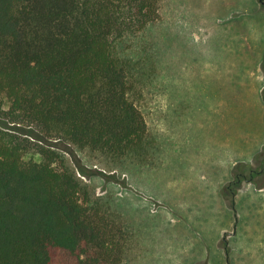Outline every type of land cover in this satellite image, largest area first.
<instances>
[{
	"label": "rangeland",
	"instance_id": "374dc122",
	"mask_svg": "<svg viewBox=\"0 0 264 264\" xmlns=\"http://www.w3.org/2000/svg\"><path fill=\"white\" fill-rule=\"evenodd\" d=\"M131 40L151 63L132 93L153 137L147 153L119 159L51 141L130 229L122 264H221L222 247L229 264H264V211L248 207L264 197V173L248 172L237 197L225 191L236 169L262 167L264 0H162L161 18Z\"/></svg>",
	"mask_w": 264,
	"mask_h": 264
},
{
	"label": "trees",
	"instance_id": "16d2710c",
	"mask_svg": "<svg viewBox=\"0 0 264 264\" xmlns=\"http://www.w3.org/2000/svg\"><path fill=\"white\" fill-rule=\"evenodd\" d=\"M161 1L0 0V264L124 261L130 229L53 140L119 159L147 153L153 137L132 93L151 63L131 36L161 18ZM256 158L262 167L236 169L226 194L264 173V150Z\"/></svg>",
	"mask_w": 264,
	"mask_h": 264
},
{
	"label": "crops",
	"instance_id": "0c3cea01",
	"mask_svg": "<svg viewBox=\"0 0 264 264\" xmlns=\"http://www.w3.org/2000/svg\"><path fill=\"white\" fill-rule=\"evenodd\" d=\"M252 74H254L255 76H256V72H252ZM261 89H260V91L262 90V87H260ZM252 163H254V162H252ZM252 163H250V165L252 164ZM263 187V186H262ZM240 188H238V190H239ZM237 190V192L234 194V197H237V195H240L241 194V192L242 191H238ZM263 201V202H262ZM234 202H235V200H233V202L231 203L232 204V207L234 208ZM248 207L252 210V211H254V210H256V211H258L259 212V214H260V212L261 211H264V197H261V196H258V198H256L255 200H251L250 201V204L248 205ZM256 213V212H255ZM238 218V217H237ZM227 229H229V228H226V229H223V232H225ZM240 229H238V228H235V230L234 231H232V233L230 234V235H232L233 236V238H234V235L235 236H237V234H238V231H239ZM222 232V233H223ZM239 233H242V231H240ZM229 235V236H230ZM257 237L256 236H253V237H251V238H248L247 239V241L249 242V243H247L246 244V248L247 249H251V248H256L257 247V245H254V243H256L257 242V239H256ZM227 247H222V252H223V260H222V263L221 264H223V263H230V261H229V259H230V256H229V253H228V251H227ZM225 251V252H224Z\"/></svg>",
	"mask_w": 264,
	"mask_h": 264
}]
</instances>
